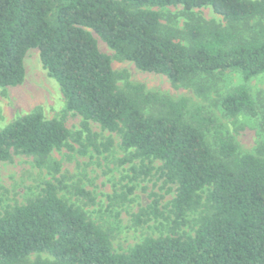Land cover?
<instances>
[{
    "label": "trees",
    "instance_id": "obj_1",
    "mask_svg": "<svg viewBox=\"0 0 264 264\" xmlns=\"http://www.w3.org/2000/svg\"><path fill=\"white\" fill-rule=\"evenodd\" d=\"M169 5L183 6L181 29L163 25L150 9ZM203 6L225 25L191 11ZM263 17L264 0H0V86L23 81L24 55L37 48L66 109L82 117L87 144L99 148L89 127L96 122L116 132L121 145L133 149L132 157L160 160L163 183L175 187L169 203L171 233L115 252L108 231L46 182L40 195L0 214V264H264V156L239 153L231 137L222 135L201 107L188 110L184 98L129 81L125 89L118 88L116 80L125 75L112 69L110 57L99 51L88 30L116 58L174 83L226 69L240 71L247 81L264 73V23L246 37L240 25ZM221 106L230 116L255 113L244 84L227 92ZM212 130L215 150L205 138ZM69 136L61 119L44 118L34 109L0 128V161L25 154L42 165L53 149L72 148ZM110 143L101 146L106 150ZM153 168L142 164L132 171L148 176ZM156 204L143 213L161 217ZM200 207L204 213L194 234L177 235L186 212ZM42 252L52 259H28Z\"/></svg>",
    "mask_w": 264,
    "mask_h": 264
},
{
    "label": "rangeland",
    "instance_id": "obj_2",
    "mask_svg": "<svg viewBox=\"0 0 264 264\" xmlns=\"http://www.w3.org/2000/svg\"><path fill=\"white\" fill-rule=\"evenodd\" d=\"M150 9L158 12L163 25L181 29L186 21L182 5ZM191 11L195 16L225 25L223 18L210 6ZM261 23H264V17L241 24V34L246 37ZM88 30L99 51L110 57L112 69L125 75L116 80L118 88L125 89V83L129 81L140 83L146 91L159 92L172 99L184 98L188 110L201 107L214 120L219 132L231 137L239 153L264 156V73L244 81L238 70H216L211 74H199L188 82L174 83L164 74L144 71L129 60L116 58L115 52L95 32ZM23 64L25 76L21 83L0 86V128L18 116L39 109L44 118L63 121L70 132L67 144L72 148L53 149L42 165H37L33 156L25 154H14L9 160L0 161V214L40 195L45 183L51 182L58 197L80 208L92 222L108 231L115 252L128 251L146 237L170 234L174 217L169 203L175 187L163 183L157 171L161 161L132 157L133 149H125L116 132L102 129L90 121V130L99 146L95 150L87 144L85 133L81 131L82 117L66 109L60 87L43 67L39 50L28 49ZM241 84L247 87L254 100L255 113L240 112L230 116L221 106L222 97ZM205 138L209 147L215 150L214 131L207 132ZM108 140L111 143L105 150L101 144ZM81 144L85 146L84 151ZM127 158L131 159L125 160ZM142 164L154 167L150 175L134 176L132 167L139 168ZM154 200L163 213L161 217L143 213L150 211ZM203 211V207L187 211L185 222L175 228V233L193 235ZM36 257L52 259L46 252L32 253L28 259Z\"/></svg>",
    "mask_w": 264,
    "mask_h": 264
}]
</instances>
